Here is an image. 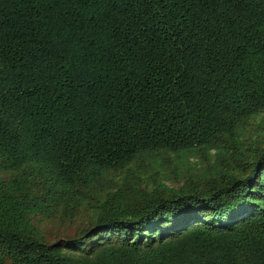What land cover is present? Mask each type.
Returning <instances> with one entry per match:
<instances>
[{
	"label": "trees",
	"instance_id": "trees-1",
	"mask_svg": "<svg viewBox=\"0 0 264 264\" xmlns=\"http://www.w3.org/2000/svg\"><path fill=\"white\" fill-rule=\"evenodd\" d=\"M0 264H264V0H0Z\"/></svg>",
	"mask_w": 264,
	"mask_h": 264
}]
</instances>
